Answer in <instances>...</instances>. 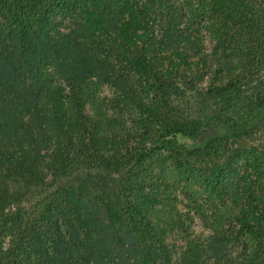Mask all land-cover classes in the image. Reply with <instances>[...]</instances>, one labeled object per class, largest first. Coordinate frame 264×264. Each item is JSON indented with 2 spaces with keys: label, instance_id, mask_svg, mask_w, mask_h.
<instances>
[{
  "label": "trees",
  "instance_id": "1",
  "mask_svg": "<svg viewBox=\"0 0 264 264\" xmlns=\"http://www.w3.org/2000/svg\"><path fill=\"white\" fill-rule=\"evenodd\" d=\"M0 264H264V0H0Z\"/></svg>",
  "mask_w": 264,
  "mask_h": 264
},
{
  "label": "rangeland",
  "instance_id": "2",
  "mask_svg": "<svg viewBox=\"0 0 264 264\" xmlns=\"http://www.w3.org/2000/svg\"><path fill=\"white\" fill-rule=\"evenodd\" d=\"M205 46H206V50H210V48H211V43H210V41L206 38V40H205ZM201 139V138H200ZM190 228H191V230L194 232V234H196V235H199V234H201V228H200V226H199V224H198V222H197V220H196V218H193V221H192V224H191V226H190ZM178 238L176 237V236H168L167 238H166V241H167V244L169 245V246H174V247H176V246H178V245H181V241L180 240H177Z\"/></svg>",
  "mask_w": 264,
  "mask_h": 264
}]
</instances>
